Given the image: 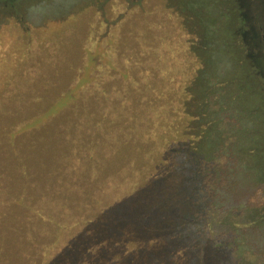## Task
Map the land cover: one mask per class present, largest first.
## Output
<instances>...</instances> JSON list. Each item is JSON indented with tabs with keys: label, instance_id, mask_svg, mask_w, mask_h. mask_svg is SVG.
Segmentation results:
<instances>
[{
	"label": "rangeland",
	"instance_id": "obj_1",
	"mask_svg": "<svg viewBox=\"0 0 264 264\" xmlns=\"http://www.w3.org/2000/svg\"><path fill=\"white\" fill-rule=\"evenodd\" d=\"M51 245L264 264V0H0V264Z\"/></svg>",
	"mask_w": 264,
	"mask_h": 264
},
{
	"label": "trees",
	"instance_id": "obj_2",
	"mask_svg": "<svg viewBox=\"0 0 264 264\" xmlns=\"http://www.w3.org/2000/svg\"><path fill=\"white\" fill-rule=\"evenodd\" d=\"M138 174L139 172H136V174H134V176H132L133 180H137L138 179ZM123 187H129V185H125L124 183L122 184V188ZM118 193V198H119V192ZM121 204H123V201H121ZM64 243L66 244L67 247H69V241H67V239L64 237ZM56 245V244H55ZM55 249V246L51 245L48 247V250L46 252V261H45V264H54V261H59L58 258H55L54 256V250Z\"/></svg>",
	"mask_w": 264,
	"mask_h": 264
}]
</instances>
